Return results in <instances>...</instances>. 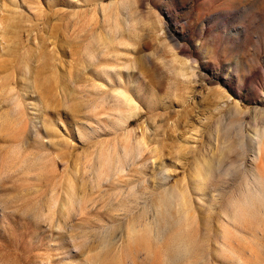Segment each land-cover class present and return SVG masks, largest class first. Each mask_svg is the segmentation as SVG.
Wrapping results in <instances>:
<instances>
[{"label":"rangeland","instance_id":"1","mask_svg":"<svg viewBox=\"0 0 264 264\" xmlns=\"http://www.w3.org/2000/svg\"><path fill=\"white\" fill-rule=\"evenodd\" d=\"M165 208L264 264V0H0V264H165Z\"/></svg>","mask_w":264,"mask_h":264},{"label":"bare ground","instance_id":"2","mask_svg":"<svg viewBox=\"0 0 264 264\" xmlns=\"http://www.w3.org/2000/svg\"><path fill=\"white\" fill-rule=\"evenodd\" d=\"M252 206L256 204L252 202ZM189 212L190 210L186 208H165L159 211L157 225L161 228V232H167L161 262L165 264H217L219 260L213 257V254H208L209 247L203 244L202 236L210 234L211 231L204 225L190 222L193 216Z\"/></svg>","mask_w":264,"mask_h":264}]
</instances>
